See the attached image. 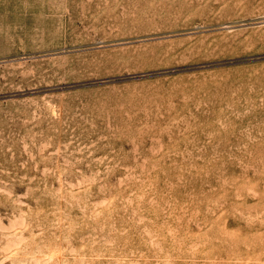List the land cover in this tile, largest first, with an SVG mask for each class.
Instances as JSON below:
<instances>
[{
  "label": "rangeland",
  "instance_id": "1",
  "mask_svg": "<svg viewBox=\"0 0 264 264\" xmlns=\"http://www.w3.org/2000/svg\"><path fill=\"white\" fill-rule=\"evenodd\" d=\"M0 264H264V0H0Z\"/></svg>",
  "mask_w": 264,
  "mask_h": 264
},
{
  "label": "bare ground",
  "instance_id": "2",
  "mask_svg": "<svg viewBox=\"0 0 264 264\" xmlns=\"http://www.w3.org/2000/svg\"><path fill=\"white\" fill-rule=\"evenodd\" d=\"M263 23V22H262ZM260 24V23H259Z\"/></svg>",
  "mask_w": 264,
  "mask_h": 264
}]
</instances>
